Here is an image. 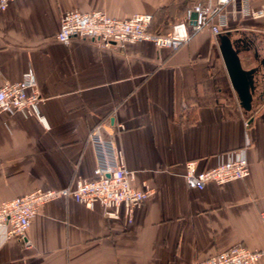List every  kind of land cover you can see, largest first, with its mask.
<instances>
[{
    "label": "crops",
    "instance_id": "crops-1",
    "mask_svg": "<svg viewBox=\"0 0 264 264\" xmlns=\"http://www.w3.org/2000/svg\"><path fill=\"white\" fill-rule=\"evenodd\" d=\"M200 1L13 0L0 13V82L31 73L43 99L41 118L0 115V204L92 179L96 156L87 137L99 122L116 132L132 186L153 190L131 223L123 215L107 220L98 206L54 200L31 221L32 246L6 241L0 264H197L236 245L263 252L264 264V20L241 16L236 0L219 34L199 32L176 51L56 40L69 10L116 19L150 14L151 32L168 35L179 22L190 32L186 11ZM227 43L243 69L260 68L250 112L231 85L221 53ZM244 146L246 179L203 190L186 184L187 162L203 170Z\"/></svg>",
    "mask_w": 264,
    "mask_h": 264
},
{
    "label": "built area",
    "instance_id": "built-area-1",
    "mask_svg": "<svg viewBox=\"0 0 264 264\" xmlns=\"http://www.w3.org/2000/svg\"><path fill=\"white\" fill-rule=\"evenodd\" d=\"M13 0H0V13ZM236 0H203L193 4L186 11L187 21L196 15L191 31L187 23L172 26L168 35L149 31L152 21L150 14H135L127 19H116L102 11L80 12L69 10L62 13L56 40L68 45L74 39L88 40L102 48L121 50L128 44L148 42L158 48L176 51L199 32L208 30L213 35L227 26L226 8ZM252 0H241L239 14L243 17L264 20V3L257 8ZM43 102L35 79L31 73L21 81L0 82V115L22 114L25 117H40L39 105ZM107 123L99 122L88 133L87 141L93 147L96 165L92 179H76L60 190L36 189L0 204V248L15 239L23 249L32 245L27 238V230L32 219L39 215L43 207L58 199H72L89 209L100 207L107 220H119L123 215L129 223L134 211L140 208L152 195V188L146 183L135 188L131 182L133 173L127 170L123 152L115 144L116 132L108 133ZM249 126L245 120L244 127ZM120 128V127H119ZM249 175L246 146L236 151L219 155L216 165L199 170L196 161L185 164L186 184L203 190L208 183L224 185L232 181L244 180ZM264 225V209L259 213ZM263 252L253 251L243 245H236L226 251L197 264H259Z\"/></svg>",
    "mask_w": 264,
    "mask_h": 264
},
{
    "label": "water",
    "instance_id": "water-1",
    "mask_svg": "<svg viewBox=\"0 0 264 264\" xmlns=\"http://www.w3.org/2000/svg\"><path fill=\"white\" fill-rule=\"evenodd\" d=\"M195 18L196 15L192 14V25L194 24ZM221 53L231 85L241 101L242 108L246 112H250L253 96L255 95L256 88L259 86L257 74L260 68L255 65L248 70L243 69L238 52L235 51L229 43L225 44ZM253 61H255L256 64L259 62L257 54H253ZM260 63L264 66V61H260ZM249 123H251V120H249Z\"/></svg>",
    "mask_w": 264,
    "mask_h": 264
}]
</instances>
